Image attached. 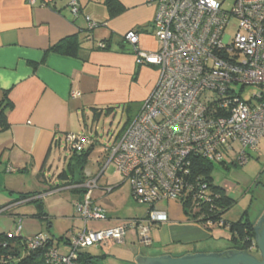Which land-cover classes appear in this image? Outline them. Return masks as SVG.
<instances>
[{
	"label": "built area",
	"instance_id": "1",
	"mask_svg": "<svg viewBox=\"0 0 264 264\" xmlns=\"http://www.w3.org/2000/svg\"><path fill=\"white\" fill-rule=\"evenodd\" d=\"M155 3L150 31L158 47L141 49L139 30H130L124 37L133 46L136 63L155 65L157 78L112 145L107 161L113 163L119 183H127L135 201L147 207L146 214L104 229L88 228L87 220L106 218L105 210L92 200L94 189L103 193L113 189L98 184L105 167L84 182L64 185L66 189L83 190L84 197L76 200L74 207L84 227L68 235L67 252L46 246L43 254L47 264H78L80 249L109 240L123 243L130 229L148 244L150 225L167 220L164 211L154 208L157 202L173 200L181 207L188 203L195 211L201 202L210 200L207 183L193 172L195 159L243 165L264 136V0H233L229 10L218 0ZM69 5L76 15L77 1L70 0ZM232 17L237 19V26L230 34L226 27ZM85 19L88 27L96 25L90 16L85 15ZM96 46L103 48L104 44L97 41ZM233 85L240 86L238 92ZM246 86L258 88L248 100L240 95ZM70 94L77 97L80 93ZM88 139L82 131L62 135L64 146L71 152L85 149ZM205 213H198L197 218ZM207 224L222 226V221ZM22 231L19 218L7 234L24 237L28 250L42 248L48 241L41 233L23 235ZM1 256L2 263L11 257L9 253Z\"/></svg>",
	"mask_w": 264,
	"mask_h": 264
},
{
	"label": "crops",
	"instance_id": "2",
	"mask_svg": "<svg viewBox=\"0 0 264 264\" xmlns=\"http://www.w3.org/2000/svg\"><path fill=\"white\" fill-rule=\"evenodd\" d=\"M76 1L79 11L73 15L70 0H35L33 3L28 0H0V98L6 91L7 99L12 103L6 113L9 126L0 132V163H4L5 172L17 169L20 173L32 174L39 189H44L39 195L43 205L48 195L73 192L70 199L72 208L76 200L84 197V193L64 188L68 177L62 175L57 180L48 177L53 145H59L64 133L76 132L72 130L76 121L80 122V113L85 114L86 110L92 112L94 119V111L98 113L101 108L125 102L135 103L136 112L154 86L157 67L136 63L132 45L120 43L126 32L141 31L138 43L143 50L151 51L158 47L150 31L155 0H115L119 9L114 14L110 13L106 0ZM85 15L103 24L89 29ZM66 38H73L79 43L74 55L50 49ZM99 40H109V47L97 48ZM71 91L80 94L73 97ZM83 127L86 125L81 127V131H84ZM87 136L90 142L86 147L93 142L89 134ZM95 175L84 174L85 178ZM72 177L78 179L80 176L73 171ZM56 184L59 186L50 189ZM106 184L113 187L112 191L103 194L101 189L93 190L92 200L106 210V218L101 219L105 220L103 227H111L115 225V222L107 220L110 218L111 201L118 195L119 198H128L129 187L118 181H106L100 186ZM222 186L226 191L225 185ZM10 190L13 192V189ZM29 200L13 203L32 204ZM159 204L161 206H157ZM20 205L14 208V219L22 216ZM33 208L28 211V216L36 218ZM154 208L164 211L167 220L150 225L148 244L142 243L136 231L130 229L124 242L119 243L122 246L111 240L95 244L100 251L89 252L99 257L97 264H100V258L111 260L113 264H134V257L139 254L176 257L186 253L231 249L218 244L212 225L189 219L178 202L159 201ZM44 211L46 219H38L47 221L48 228L57 224L58 237L63 239L55 242L54 235L50 236L58 251L67 252L68 235H75L81 230L73 227L75 214H64L63 220H57L56 214L46 211L45 207ZM257 221L254 220L255 224ZM22 234L33 235L25 229ZM83 250H88V247Z\"/></svg>",
	"mask_w": 264,
	"mask_h": 264
},
{
	"label": "rangeland",
	"instance_id": "3",
	"mask_svg": "<svg viewBox=\"0 0 264 264\" xmlns=\"http://www.w3.org/2000/svg\"><path fill=\"white\" fill-rule=\"evenodd\" d=\"M218 1L221 3V7L226 10L230 9L233 2V0ZM236 26L237 19L233 17L230 18L226 27V32L233 34L236 31ZM232 88L238 92L240 86L233 85ZM257 89L258 88L255 86H246L241 91L240 95L243 99L248 100L252 93L257 91ZM134 108L135 103L127 102L124 106L120 105L114 107L111 112L100 111L94 119L92 118V112L89 113L86 110L85 114L80 113V122L76 121L75 128L72 131L80 132L81 127L86 125V127H83L84 131H82L85 134H89V137L93 139V148L85 157L84 167L80 168L79 164L76 162V159L78 158L77 155L65 147L63 140H61L59 145H53L52 147L49 164L51 170L48 177L57 180L58 175L62 170H65L67 176L70 177L71 168H73L77 176L80 171L83 175L91 173L98 174V172L100 173V170L105 167L104 172L99 178L98 184L100 185V183H105L106 181H118V177L114 172L113 163L107 164V161L112 145L118 139L127 123L134 116ZM231 156H234V152L231 153ZM3 169L4 163L2 162L0 163V233L7 232L9 229L12 230L15 225L13 221H17V219L20 218L23 229L26 231L28 230L29 233L33 234L40 231L44 236L54 235V241L56 242L60 234L57 232V224H53L48 228L47 221L28 216L30 215L28 211L33 208L34 205L24 203V201V204L19 202L22 205L19 212L22 216H18L16 219L13 218L15 215L14 208H19L20 205L17 202L13 203V201L16 200L18 193L41 191L44 189H39L40 186L36 184L35 177L30 173H20L17 169L10 173L5 172ZM211 176L216 184L225 185L227 194L235 200L233 206L224 212L222 216L226 221H235L240 217H248L250 220L257 221L264 211V136L261 138L257 150L250 153L249 159L246 163L243 165L227 166L222 163H214ZM122 185L129 187L128 198H126V196L119 198V195L115 197V199L111 201V208L109 210L110 218L107 219L111 222H115V224L125 223L129 219L142 218L147 210L146 206L135 201L130 186L127 183ZM10 189H13V192ZM94 190H99V188ZM72 195L73 192L71 191H63L54 195H48L43 208L45 207L46 211L56 214L57 220H63L62 215L64 214H75L76 219L74 217L72 220L73 227L82 229L84 227V220L81 218L74 205L73 208L70 207V199ZM55 199H59L60 201L55 202ZM7 204L8 206H6ZM160 204L162 205V203ZM160 204L157 206H161ZM33 209L36 211L35 206ZM104 221L105 220L89 219L86 222L88 228L104 229L106 228L103 227ZM212 229L217 235L215 236V239L219 245H224L223 247H231L234 245L231 241V232L227 227L214 224L212 225ZM116 245L122 246L119 243ZM11 246L16 248L13 244ZM59 249L61 250L60 247ZM19 251L20 254L25 253L21 248H19ZM88 251L91 253L95 251L98 252L100 251V248L93 245L88 247ZM99 263L113 264L111 260L103 261L102 258L99 259Z\"/></svg>",
	"mask_w": 264,
	"mask_h": 264
},
{
	"label": "trees",
	"instance_id": "4",
	"mask_svg": "<svg viewBox=\"0 0 264 264\" xmlns=\"http://www.w3.org/2000/svg\"><path fill=\"white\" fill-rule=\"evenodd\" d=\"M105 4L107 5L111 14H114L119 9L118 2H116L115 0H106ZM95 22L96 25L93 27L103 24V22H99L96 20ZM93 27H88V28L91 29ZM125 34L122 36L123 40L120 41L121 44L124 42H128L124 37ZM99 41L103 42L104 44V47L102 49H106L109 47V40H99ZM78 47H79V43L77 40H74L73 38H66L54 44L50 49L55 52L68 53L70 55H74ZM126 103L127 102L116 104L115 106H106L104 108H101L100 111L111 112L114 107L120 105L124 106ZM11 107H12V103L7 99V92L3 91L2 96L0 98V132L5 131L9 126L7 122L6 113ZM136 107L137 106L135 104V108ZM100 111L98 113H100ZM98 113L94 111V118L97 117ZM92 145L93 144L91 143L89 146H87V148L83 149L80 152H75V151L73 152L78 157L76 159L77 160L76 162L79 164L80 168L84 167L85 157L92 150L93 148ZM213 164H214L213 162L207 161L202 158L195 159L192 164V169L194 174L199 179L207 183L208 190L206 192L210 197V200L201 202L199 210L192 211V208H190L188 203H183L182 209L189 219L196 220L201 223H207V221H210L212 223L222 221V226L227 227L231 232V241L234 244L231 246L232 251L242 250V251H248L252 254H257L258 251L255 244V230H254L255 222L253 220L248 219V217L245 218L240 217L235 221L228 222L222 217L224 212H226L231 206H233L235 200L226 193L222 185H218L213 181V177L211 176L213 170ZM73 171H74L73 168H71L70 177L67 176L65 170H62L61 173L58 175V177H61L63 175L64 178L66 177L69 178V180L66 183H64V185L81 183L87 179L85 178V176L81 171L79 172L80 177L78 179H73L72 177ZM57 186H59V184L52 186L50 189ZM72 190H81V189H72ZM40 194H42L41 191L20 192L18 193V196L15 201H20L23 199L30 198L29 200L30 203H32L36 208L34 216L36 218L46 219L47 213L44 211L43 201L39 196ZM6 206H8V204ZM188 206L189 208H187ZM202 212H206L205 216L202 218L200 217V219H198L197 218L198 213L201 214ZM7 233L8 232L0 233V264H47L45 261L43 250H46V246L54 245L51 236H46L48 241L46 242L44 247L35 250H28L25 247L24 237L8 236ZM57 239L62 240L63 237H58ZM3 242L6 243V246H2ZM12 244L16 246V248L12 247L11 246ZM19 248L23 249L25 253L20 254ZM83 249L84 248L78 251V264H97V259L99 257L91 254L88 250H83ZM2 253H9L11 255L10 259L5 261L6 263H2L3 261H1Z\"/></svg>",
	"mask_w": 264,
	"mask_h": 264
},
{
	"label": "water",
	"instance_id": "5",
	"mask_svg": "<svg viewBox=\"0 0 264 264\" xmlns=\"http://www.w3.org/2000/svg\"><path fill=\"white\" fill-rule=\"evenodd\" d=\"M254 230L257 255L231 249L221 252L186 253L176 257L169 255L146 257L139 254L134 257V264H264V211L254 225Z\"/></svg>",
	"mask_w": 264,
	"mask_h": 264
}]
</instances>
